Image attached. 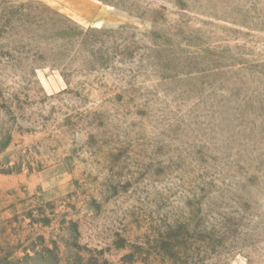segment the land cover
Returning <instances> with one entry per match:
<instances>
[{"label":"rangeland","instance_id":"374dc122","mask_svg":"<svg viewBox=\"0 0 264 264\" xmlns=\"http://www.w3.org/2000/svg\"><path fill=\"white\" fill-rule=\"evenodd\" d=\"M0 264H264V0H0Z\"/></svg>","mask_w":264,"mask_h":264}]
</instances>
